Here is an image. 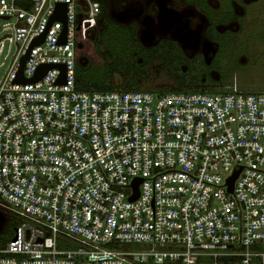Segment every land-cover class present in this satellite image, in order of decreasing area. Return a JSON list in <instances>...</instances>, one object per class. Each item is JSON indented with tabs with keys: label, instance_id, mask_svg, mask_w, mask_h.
Here are the masks:
<instances>
[{
	"label": "built area",
	"instance_id": "2783aa9c",
	"mask_svg": "<svg viewBox=\"0 0 264 264\" xmlns=\"http://www.w3.org/2000/svg\"><path fill=\"white\" fill-rule=\"evenodd\" d=\"M99 13L0 0V264H264V92L78 89V25Z\"/></svg>",
	"mask_w": 264,
	"mask_h": 264
},
{
	"label": "flooded vegetation",
	"instance_id": "af4514ba",
	"mask_svg": "<svg viewBox=\"0 0 264 264\" xmlns=\"http://www.w3.org/2000/svg\"><path fill=\"white\" fill-rule=\"evenodd\" d=\"M100 1L98 25H102L103 7L107 6L109 21L134 28V38L144 48L156 49L165 45V51L174 52V59L181 61L183 70L192 68L197 72L199 83L212 86L208 90L235 82L222 85L214 68L220 64L219 55L225 53V45H230L231 61H235L238 41L251 25L249 9L252 4L264 3V0ZM94 33L92 30L91 38ZM261 38L264 39V34ZM159 64L155 60L151 65L155 69ZM159 80L165 82L168 79L161 77ZM5 221L0 215V230Z\"/></svg>",
	"mask_w": 264,
	"mask_h": 264
},
{
	"label": "trees",
	"instance_id": "16d2710c",
	"mask_svg": "<svg viewBox=\"0 0 264 264\" xmlns=\"http://www.w3.org/2000/svg\"><path fill=\"white\" fill-rule=\"evenodd\" d=\"M102 13V25L91 20H83L78 25L79 48L76 62L78 89L118 91L211 89L212 86L199 83L197 72L192 68L183 70L180 67L181 61L174 59V52L165 51V45L156 49L142 47L134 38V28L109 21L107 6L103 7ZM85 27L95 31L93 38L83 34L82 30ZM88 54L90 57L94 56V59H89ZM155 60L160 64L154 69L151 64ZM161 77L168 80L157 83ZM5 219V224L0 230V246L10 238L13 225L16 223L10 215Z\"/></svg>",
	"mask_w": 264,
	"mask_h": 264
},
{
	"label": "rangeland",
	"instance_id": "374dc122",
	"mask_svg": "<svg viewBox=\"0 0 264 264\" xmlns=\"http://www.w3.org/2000/svg\"><path fill=\"white\" fill-rule=\"evenodd\" d=\"M249 13L251 18L248 22L251 25L243 34L250 41L247 42L248 40L244 37L238 41L240 43L236 49L235 61H231L232 55L228 50L230 45H225V53L219 55L220 64L214 69L219 74L218 80L222 85L231 84L235 80L240 89L264 92V39L261 38L264 34V3L252 4ZM8 25L7 21L0 19V36L9 32ZM15 50L16 45L7 39L0 44V74L6 70ZM87 57L91 60L94 59V56L90 57L89 54ZM82 60L84 59L82 58ZM162 81L159 80L158 82ZM0 215L4 218L8 216V214L1 212Z\"/></svg>",
	"mask_w": 264,
	"mask_h": 264
},
{
	"label": "water",
	"instance_id": "95a60500",
	"mask_svg": "<svg viewBox=\"0 0 264 264\" xmlns=\"http://www.w3.org/2000/svg\"><path fill=\"white\" fill-rule=\"evenodd\" d=\"M78 6H77V10H78ZM64 12H65V4L64 3H58L56 4V8H55V12L54 14L52 15V18H55V19H59L61 20L62 22H64L65 20V15H64ZM42 39V37L40 39H35L32 43H35V42H40ZM28 56V51L26 53V55H24L21 60H20V67H19V74L18 76L15 78L14 81L16 82H22V81H25L26 79H24L22 77V66L24 64V61L25 59L27 58ZM48 66L50 65H40L39 68L37 69L35 75L29 79L31 81H34V80H37L44 72L45 70L48 68ZM60 69H61V72H62V76L57 80L58 82H62L63 81V77H64V67L62 65L59 66ZM237 173H235L230 179H229V189L232 188V182H233V179L235 178ZM138 182L139 180H135L134 182V189H135V192L134 194L132 195V199L136 198L137 195H138V192H137V185H138Z\"/></svg>",
	"mask_w": 264,
	"mask_h": 264
}]
</instances>
